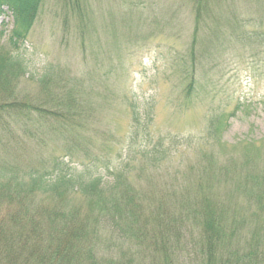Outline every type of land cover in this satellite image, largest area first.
<instances>
[{
	"label": "rangeland",
	"instance_id": "rangeland-1",
	"mask_svg": "<svg viewBox=\"0 0 264 264\" xmlns=\"http://www.w3.org/2000/svg\"><path fill=\"white\" fill-rule=\"evenodd\" d=\"M72 1L44 0L15 45L0 12V54L25 67L0 95V249L35 252L28 264H207L208 197L226 230L211 264H264V0H206L197 25L192 0ZM60 94L81 130L27 109ZM135 116L151 140L131 138ZM89 175L113 200L130 188L129 219L93 221ZM55 179L68 187L46 191ZM57 247L71 257L48 262Z\"/></svg>",
	"mask_w": 264,
	"mask_h": 264
},
{
	"label": "trees",
	"instance_id": "trees-1",
	"mask_svg": "<svg viewBox=\"0 0 264 264\" xmlns=\"http://www.w3.org/2000/svg\"><path fill=\"white\" fill-rule=\"evenodd\" d=\"M44 0H0V12H2V8H6L8 13L10 14V18L12 19V25L13 28L11 30V38L10 42H12L13 45H15L16 39H18L21 34L18 31H21L22 33L27 32L35 23L37 20L40 8L43 4ZM194 2L195 6V21L196 25L201 21L202 18V12L203 8L205 7L203 3L206 2V0H192ZM80 0H73L70 3V7L73 8H79ZM191 54V62L194 63L195 60V54L192 52ZM49 69L45 68L43 75L38 80V83L42 86H45L46 83L49 81L51 82L52 74L51 72H48ZM25 67L21 66V60L19 59L18 55H10V52H5L0 54V95H4L6 91V84H9L10 79L14 76L19 77V75H24ZM190 83L187 87V94L191 95L194 91L193 89V78H190ZM4 84V85H3ZM61 95V96H60ZM55 95L57 98L55 101L51 102H44L41 103L42 105L37 106H27V109L31 112H36V114L40 118H48L52 119L51 122H57L58 128L62 132L70 131L72 129L81 130L80 127L82 125L74 124L75 120L77 119L76 113H71V104L78 103L75 99L72 98V95ZM17 104V103H16ZM50 104L51 107H50ZM82 106L79 103V107ZM135 115V114H134ZM76 118V119H75ZM47 120V119H46ZM140 133H143L146 140H151L150 138V132L148 131V124H141L139 121L138 116H135L133 118V130H132V136L131 138L136 140ZM156 148H158L159 143L155 144ZM154 161L159 162L163 159V152L158 157L157 154H154ZM88 180H85V182H82L81 188L83 189V194L88 200H91L94 206H96V210L98 212L95 219H93L94 222L99 223L100 217H103L102 222L105 223L107 226L113 222L122 221L120 220V215L125 216L127 219L132 216L131 212L127 209V207L131 204L129 198L132 196H129L130 188L128 186H125L122 191L120 192V196L122 198L120 199L118 197L117 200H113V198L109 197V195L105 194V190L103 189L101 178H94L89 175ZM63 179V178H61ZM61 179H55L54 181H48V187L46 186V191L48 190H57L61 188L68 187V183H65V180ZM41 179H38L35 181L38 183L39 186H41ZM47 182V181H46ZM119 182L117 180L114 183L113 188H116V184ZM40 188V187H39ZM94 199V201H92ZM122 201V204H121ZM218 202V203H217ZM214 202L210 201L208 197H201L199 198L197 204H199V208L201 209V213L198 214L200 225L203 227L202 236L205 241L206 245V252H207V264H211L213 260H215V252L216 248L219 247L222 240L225 238V232L224 225L219 222L220 216L218 215V206L221 205L219 201ZM91 203V204H92ZM109 206V207H108ZM108 212H113L112 215H110ZM107 221H104V220ZM76 234L71 235H61V238H65L69 240L68 244H72V241L74 239L79 240L77 238L78 231L74 230ZM162 234V232H160ZM60 242V239H59ZM9 244V243H8ZM7 243L3 244L6 251H3V249H0V261L3 262V264H16L17 261H22L24 264H28L30 260H32L35 256V252L30 251L28 254L24 255V252H18L14 255V252H12V249L10 248L12 245H8ZM42 246V244H41ZM9 252V253H5ZM61 253L63 257H71V253L68 251H63L59 249V247L55 248L54 252L52 253H43V257H47V261L50 263H53L57 261L61 257ZM11 254L13 255V258H11ZM11 258V259H10ZM21 263V262H20Z\"/></svg>",
	"mask_w": 264,
	"mask_h": 264
}]
</instances>
